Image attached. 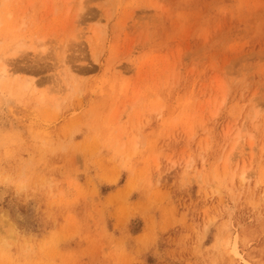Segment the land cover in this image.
Listing matches in <instances>:
<instances>
[{"label": "rangeland", "instance_id": "374dc122", "mask_svg": "<svg viewBox=\"0 0 264 264\" xmlns=\"http://www.w3.org/2000/svg\"><path fill=\"white\" fill-rule=\"evenodd\" d=\"M4 66L0 264H264V0H0Z\"/></svg>", "mask_w": 264, "mask_h": 264}, {"label": "bare ground", "instance_id": "6f19581e", "mask_svg": "<svg viewBox=\"0 0 264 264\" xmlns=\"http://www.w3.org/2000/svg\"><path fill=\"white\" fill-rule=\"evenodd\" d=\"M15 52V51H14ZM6 68H8L7 66H4L3 67V69H1V71H0V79H6V80H8L9 79V77H10V75H9V73H8V70L6 69ZM0 193H1V191H0ZM3 194V193H2ZM3 197V196H2ZM3 198H1V200H2Z\"/></svg>", "mask_w": 264, "mask_h": 264}]
</instances>
